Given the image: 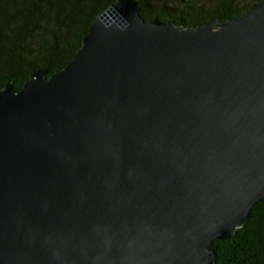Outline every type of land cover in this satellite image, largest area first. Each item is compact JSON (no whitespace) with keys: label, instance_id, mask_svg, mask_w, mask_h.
<instances>
[{"label":"water","instance_id":"water-1","mask_svg":"<svg viewBox=\"0 0 264 264\" xmlns=\"http://www.w3.org/2000/svg\"><path fill=\"white\" fill-rule=\"evenodd\" d=\"M0 89V264H214L264 201V0L201 25L99 13Z\"/></svg>","mask_w":264,"mask_h":264},{"label":"trees","instance_id":"trees-1","mask_svg":"<svg viewBox=\"0 0 264 264\" xmlns=\"http://www.w3.org/2000/svg\"><path fill=\"white\" fill-rule=\"evenodd\" d=\"M115 0H0V89L19 90L40 68L61 70L80 48L95 17ZM260 0H134L145 21L201 25L240 17ZM214 264H264V201L231 239L214 240Z\"/></svg>","mask_w":264,"mask_h":264},{"label":"rangeland","instance_id":"rangeland-1","mask_svg":"<svg viewBox=\"0 0 264 264\" xmlns=\"http://www.w3.org/2000/svg\"><path fill=\"white\" fill-rule=\"evenodd\" d=\"M250 0H241V2H243L244 4H246L247 2H249Z\"/></svg>","mask_w":264,"mask_h":264}]
</instances>
